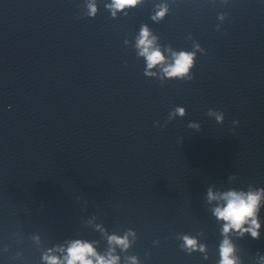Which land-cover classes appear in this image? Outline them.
I'll list each match as a JSON object with an SVG mask.
<instances>
[{"label": "water", "instance_id": "95a60500", "mask_svg": "<svg viewBox=\"0 0 264 264\" xmlns=\"http://www.w3.org/2000/svg\"><path fill=\"white\" fill-rule=\"evenodd\" d=\"M90 2L0 0V264L77 239L106 254L112 235L129 241L119 264H220L207 189L264 187V0ZM145 25L169 60L195 53L192 80L144 75ZM260 217V239L228 234L239 264H262Z\"/></svg>", "mask_w": 264, "mask_h": 264}, {"label": "clouds", "instance_id": "9594fccd", "mask_svg": "<svg viewBox=\"0 0 264 264\" xmlns=\"http://www.w3.org/2000/svg\"><path fill=\"white\" fill-rule=\"evenodd\" d=\"M141 0H111V4L107 5L112 10L113 16L117 11H124L125 9L135 7ZM90 16H95L97 12L96 5L93 2L88 4ZM167 9L162 7L153 20H159L164 17ZM135 47L138 50V55L143 57L146 62L145 76H155L154 69L159 68L163 77L167 79H193V68L196 64V57L194 52L188 51H172L171 60L165 55V52L156 43V37L152 35L149 28L141 26L139 35L136 37ZM186 109L177 106L172 110L168 119L160 127H166L169 122L176 117H184ZM208 117H214L218 124L224 122V114L221 111L209 109ZM157 124L159 122H156ZM234 124L237 122H233ZM188 127L199 131L200 124L197 122H190ZM237 177L234 174L228 176V181L231 183ZM207 202H216V206L211 209L213 216L217 221L222 223V234L225 239L220 245V264H239L235 257V246L228 239V234L236 232L240 238L246 235L253 240L260 239L262 221L260 213L264 208V187L257 188L253 185H248L247 190L228 188L227 190H214L213 187L207 189ZM184 247L189 251L196 250L197 241L190 237L184 236ZM109 248L106 254H101L97 251L93 243L84 240H73L69 242L67 249H61L66 252L63 258L50 255L45 256L44 259L47 264H119V257L115 255L116 247L127 249L129 241L127 235L120 237L112 235L108 237ZM203 251V245L200 246ZM131 264H136V259L130 258ZM260 261L264 264V255L259 256Z\"/></svg>", "mask_w": 264, "mask_h": 264}]
</instances>
